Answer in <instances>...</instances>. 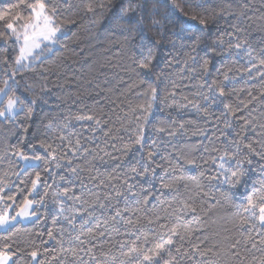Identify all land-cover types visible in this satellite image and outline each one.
<instances>
[{"label":"trees","instance_id":"trees-1","mask_svg":"<svg viewBox=\"0 0 264 264\" xmlns=\"http://www.w3.org/2000/svg\"><path fill=\"white\" fill-rule=\"evenodd\" d=\"M43 2L61 35L24 68H14L20 46L0 21V88L9 82L7 96L21 106L0 118V214L33 204L30 220L0 230V249L15 253L10 264H92L86 253L77 261L61 248L95 246L98 258L113 245L117 255L133 242L153 248L174 225L189 226L191 244L207 251L181 264H261L264 228L238 222L249 217V197L264 196V0H205L204 8L195 0ZM18 3L0 0V12ZM16 13L33 15L23 6ZM184 13L208 23L181 31L169 21ZM15 23L20 30L24 21ZM19 154L39 159L22 168ZM233 171L243 173L239 180ZM116 209L140 225L129 231L112 220Z\"/></svg>","mask_w":264,"mask_h":264},{"label":"snow or ice","instance_id":"snow-or-ice-1","mask_svg":"<svg viewBox=\"0 0 264 264\" xmlns=\"http://www.w3.org/2000/svg\"><path fill=\"white\" fill-rule=\"evenodd\" d=\"M26 7L29 9L33 15L24 17L20 13H16L13 15V10L18 7ZM196 8H204L205 7V0H195ZM98 7L103 8L104 4L101 3L98 5ZM178 7V6H177ZM133 9H122L121 10V16L127 17L129 16L130 12L133 11ZM89 12H95V9L91 6L88 8ZM52 12L55 13L56 9L53 8ZM181 12L183 10L181 9ZM185 19L183 21H172L170 20V23H179L180 30H190L192 28V22H195L198 20V23L200 25H207L208 18L207 16H197V15H191L188 16L187 13H184ZM24 21V23L21 25V27L24 29L23 33V40H24V47L21 48V58L17 59L16 63L19 65L21 64V59L24 58V53L31 52L32 49H36L40 47V42L42 41H50L53 40L56 36V33L59 31L57 27H53V19L51 16L46 14V4L43 2V0H36V3L33 4H27L26 0H19L18 4L11 5L9 9L4 10L3 12H0V21H5V32H10L11 36L14 37L16 40L20 39V35L17 32L16 23L18 21ZM41 21L43 23L41 24ZM152 24L154 26H159L161 24L160 20L153 19ZM29 28L32 29L31 34L29 33ZM0 36H3V33H0ZM40 41V42H38ZM237 48H240L241 46L239 44L236 45ZM150 52V50H149ZM249 56L251 57V51H249ZM151 56L149 55V61ZM260 66H264V59H261L259 61ZM22 66V65H21ZM144 68L148 67V63H142L141 65ZM228 77L225 76V80H227ZM7 85V82H5ZM153 92H155V89H153ZM0 94H7L6 88H0ZM224 89L220 88V95L223 96ZM253 100L256 98L253 97ZM251 101H249L250 103ZM19 103L18 98L14 96H8L3 110H0V116H5L8 113L14 112L17 104ZM226 108H229L230 111H234L230 108V106L226 105ZM87 119H93V117H88ZM100 121L97 120V124H99ZM245 123H248V121H245ZM142 139L141 137H138L135 141L136 144H140ZM77 144H79V141H77ZM128 145H125V148H127ZM248 148L250 151H255V149L252 148V145L249 144ZM153 153H149V159H151ZM27 159V157H25ZM36 159H39V157H36ZM223 159V158H221ZM189 163H193V161H189ZM75 171V169H73ZM135 171V169H133ZM147 171V169H145ZM243 173L241 171H233L232 176L235 177L237 180H239L240 176H242ZM40 174H36V179L32 181L33 188L36 187L37 182L39 181ZM211 179V178H210ZM164 187L171 188V184H165ZM129 188H131V185H129ZM69 189H65L64 193L65 195L68 193ZM75 199L79 200V197H76ZM127 199V198H125ZM147 199V198H145ZM32 204V201L25 200V209L27 207H30ZM104 205H101L103 207ZM187 211H190L192 213H195L196 209L192 207L191 205L185 206ZM63 211V209H61ZM125 211H134L131 209H125ZM245 211L249 213L248 218L241 217L238 224L240 228H243L245 224H249L253 219L257 220L260 227L264 228V196H261L259 198V203H257L252 197H249L248 199V206L245 208ZM20 215H28L27 211H22ZM91 215V214H89ZM117 217L120 218L123 223L129 226V231L135 230L141 223L139 219L136 221L132 220H125L124 217L121 214V211L119 209H116L115 215L112 217V220H116ZM195 218V217H194ZM11 219H15V217H11ZM182 219V217H181ZM9 222V217L4 214H0V226H4ZM105 224L108 223V221L104 222ZM149 224L152 223L151 220L148 221ZM99 227V225L97 226ZM161 227H164L161 225ZM183 228V231H180V228ZM252 227L255 228L256 225L252 224ZM191 229L189 226L184 225H174L173 227L169 228L166 233L160 234V241L159 243H156L153 248H145L142 245H138L136 242H133L131 244V247L129 248L128 252H122L120 251L119 254L114 253L115 245L110 247L107 251H101L100 257L98 258L95 254L93 247H74L69 249H63L61 248L62 252L65 253H71L72 257L75 260H80L81 257L79 256V253L84 252L86 253L92 264H117V260L119 259V256H123L125 260H121L120 264H125V261H127V264H181V261L187 257L189 260H191L194 256L197 254L200 256L207 255V251H201L198 245L191 244L190 242V236H191ZM251 230H249L250 232ZM51 235V233H49ZM83 235V233H81ZM91 235L92 240H97L106 235L105 232H98L96 234H89ZM240 235L243 237V232L240 233ZM165 236L167 237L165 239ZM173 237H177V240H174ZM75 240L79 241L80 245H84L87 243V241L80 240V236H76L74 238ZM188 239L189 240V247L185 248L183 246V242ZM137 240H139V237H137ZM244 242H251L252 236L249 234L247 237H243ZM144 242H148V237H144ZM120 249H122L125 244L123 242H118ZM261 243L264 244V239L261 240ZM241 244V240L237 239L235 243L231 244V250L232 254L234 256H239L240 253L236 251L238 246ZM252 247L255 248V243L252 244ZM10 245H4V249H9ZM101 248L103 246L101 245ZM191 249V251H190ZM19 251V249H17ZM15 255V253L9 254L8 251H5L3 249H0V264H9V261L11 260V256ZM30 256L33 260H35L38 256V251L33 250L30 253ZM43 264V262H42ZM61 264H64V261H61ZM85 264H88V262H85ZM261 264H264V258L261 259Z\"/></svg>","mask_w":264,"mask_h":264},{"label":"rangeland","instance_id":"rangeland-1","mask_svg":"<svg viewBox=\"0 0 264 264\" xmlns=\"http://www.w3.org/2000/svg\"><path fill=\"white\" fill-rule=\"evenodd\" d=\"M46 14H47V12H46ZM47 15H48V14H47ZM42 23H43V21H41V24H42ZM52 26H53V25H52ZM53 27H54V26H53ZM58 29H59V28H58ZM28 31H29V33L31 34L32 29L29 28ZM17 32H18L19 35H20V39L17 40V41H18V43H19L18 45L20 46V50H21V48L24 47V40H23L24 29H23V28H21L20 30L18 29ZM59 35H61L60 30L56 33V36H55V38H54L53 40H50V41H42V42L38 41V42H40V47H39V48H36V49H32L31 52H27V51H26V52L24 53V58L21 59V64L18 65V64L16 63V61H17V59L21 58V55H22V54H21V51H19V55L17 56V59H16V61H15L14 68H15V69L24 68L26 65H29L30 63H32V57H33L34 54H35L37 51H39L42 47H47V46H48L49 50H51L52 47L56 46V38H58ZM21 65H22V66H21ZM6 82H7V81H6ZM9 87H10L9 82H7V85H6V83H5V84L2 86V88H6V92L9 90ZM14 97L18 98L17 95H14ZM7 98H8L7 94H6V95H5V94H0V110H3V108H4V104H5L6 100H7ZM20 108H21V106L17 104V106H16L14 112H12V113H8V114H6L5 116H0V118H3V117H12L13 115H15V113H16ZM18 158H19V161H20V163H21L22 168L27 167V166H29V165L37 164V159L34 158V157H31V156H29V157H27V159H25L24 156H22V155L19 154V155H18ZM36 185H37V184H36ZM32 205H33V204H31L30 207H27V208L25 209V204H24L23 207H21V208L19 209V212H17L16 214H13V215H8V217H9V222H8L6 225H4V226H0V230H5L6 228H8V226H10V225H12V224H14V223H16V222H20V221H22V222H26V221L30 220L31 217H32V214L30 213V212H31L30 209H31ZM25 210L27 211L28 215H20V213H21L22 211H25ZM11 217H15V219H11ZM11 259H12V257H11ZM10 261H11V260H10ZM10 261H9V264H10Z\"/></svg>","mask_w":264,"mask_h":264}]
</instances>
